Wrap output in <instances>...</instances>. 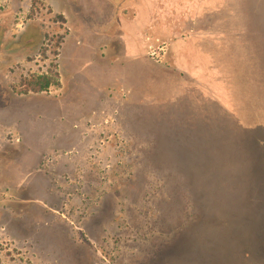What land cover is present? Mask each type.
<instances>
[{"label":"rangeland","instance_id":"obj_1","mask_svg":"<svg viewBox=\"0 0 264 264\" xmlns=\"http://www.w3.org/2000/svg\"><path fill=\"white\" fill-rule=\"evenodd\" d=\"M0 264H264V0H0Z\"/></svg>","mask_w":264,"mask_h":264},{"label":"trees","instance_id":"obj_2","mask_svg":"<svg viewBox=\"0 0 264 264\" xmlns=\"http://www.w3.org/2000/svg\"><path fill=\"white\" fill-rule=\"evenodd\" d=\"M41 79L40 87L38 88L39 92H43L44 90H48L51 84L57 83L56 81H52L49 75H41L38 77Z\"/></svg>","mask_w":264,"mask_h":264},{"label":"crops","instance_id":"obj_3","mask_svg":"<svg viewBox=\"0 0 264 264\" xmlns=\"http://www.w3.org/2000/svg\"><path fill=\"white\" fill-rule=\"evenodd\" d=\"M162 48H164V47H162ZM151 51V50H150ZM150 51H148V53L150 52ZM152 52V55L151 56H154V53H156V52H153V51H151ZM158 52V51H157ZM161 53L163 54L164 53V50L163 51H161ZM153 59H154V57H153ZM155 59H158V58H155Z\"/></svg>","mask_w":264,"mask_h":264}]
</instances>
